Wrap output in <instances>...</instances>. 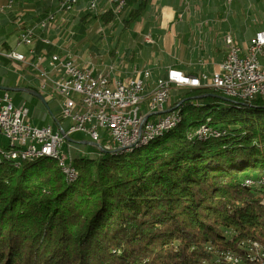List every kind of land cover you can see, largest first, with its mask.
Wrapping results in <instances>:
<instances>
[{"label": "trees", "instance_id": "obj_1", "mask_svg": "<svg viewBox=\"0 0 264 264\" xmlns=\"http://www.w3.org/2000/svg\"><path fill=\"white\" fill-rule=\"evenodd\" d=\"M125 1L121 32L153 14L151 0ZM183 93L181 123L147 145L103 154L76 143L72 182L54 158L17 166L0 149V264H264V97ZM202 125L223 131L189 139Z\"/></svg>", "mask_w": 264, "mask_h": 264}, {"label": "built area", "instance_id": "obj_2", "mask_svg": "<svg viewBox=\"0 0 264 264\" xmlns=\"http://www.w3.org/2000/svg\"><path fill=\"white\" fill-rule=\"evenodd\" d=\"M126 9L125 0H61L55 13H48L40 21L29 24L22 20L24 15H14L17 11L15 6L0 2V16L7 18L15 27L16 35L14 46L0 44V58L10 67L4 68L3 64V70L10 69L17 75L18 86L34 89L47 102L57 103L61 113V122H57L56 128L34 125L28 102L20 99L15 103L11 92L2 91L0 136L9 142V147H5L9 152L17 154L10 150V142L23 143L24 154H17L21 161L27 154L56 152L70 180L74 176L70 170L71 152L82 151L78 150L76 143L66 141L63 131L72 139L76 134H84L90 142L110 151L172 125L177 105L183 103L180 98L174 107L170 105L172 91L207 84L209 90H213V86L224 87L223 96L238 103L251 104L264 97V63L261 60L264 57V25L244 48L231 33L226 34V56L211 74L202 71L187 74L170 67L164 76L155 77L151 70L145 69L135 71L134 76L127 80L117 77V65L114 61H106V55L90 61H85L83 54L76 55L73 52L75 31L71 30L61 42L57 33L56 40L50 38L51 31L59 29L57 20L73 27L76 18L82 14L88 13L95 19L112 13L114 17L122 18ZM255 21L256 25L264 22L257 17ZM145 40L148 44H155L151 35H147ZM194 65L202 70L208 61L200 59L196 64H190ZM151 87H159V94H151ZM220 131L223 130L213 126L198 128L189 139L202 133ZM105 138L108 143L103 145ZM65 146L68 155L61 153ZM97 151L101 153L100 149ZM259 183L264 186V178Z\"/></svg>", "mask_w": 264, "mask_h": 264}, {"label": "rangeland", "instance_id": "obj_3", "mask_svg": "<svg viewBox=\"0 0 264 264\" xmlns=\"http://www.w3.org/2000/svg\"><path fill=\"white\" fill-rule=\"evenodd\" d=\"M7 0H0V2H5ZM17 5V11L14 15H24L23 19H26L27 16H30L31 19H33L32 23H36L47 16L48 13H55L58 8L61 0H14ZM241 5V16L242 18L237 19L236 15H234V9L237 4ZM232 10L231 15L227 16L228 20L227 27H226V33H231L233 37L236 39V42L242 46L246 47L249 43L251 37L256 35V33L263 29L264 22H259V25H256L255 18L259 21H264V0H236L230 7ZM81 16H84L82 14ZM127 17V14H124L122 18H116L112 13L105 14L104 16H101L100 18H92V16H87L88 23L85 24L84 22V28L80 26V17H77V24L75 25L74 29L72 28H66L67 25L62 24L60 20H57L56 26L59 27L57 30L51 31L50 38L52 40H56V33L58 34V37H60V42L67 38L69 33L67 32V29L69 31L73 30L76 33V36L73 37L75 44L73 45V52L76 55L83 54L85 57V61H90L92 58L99 60L104 58L103 56L106 54L107 57L111 54L117 55L115 50L121 51V55H124L125 48H129L130 54L129 55H135L138 62V64H148L151 68H156L158 66H165L166 64L170 63V58L172 56V52L174 51L172 47V42H174L175 38L173 35L169 36L167 35L165 38V43L162 44L161 48H158L157 45H150L147 44L144 41V38H140L139 36H132L133 45L128 47V44H120V46H117L118 39L121 40V35H123L120 31V29L128 28V25L124 23V18ZM199 17V16H198ZM200 18V17H199ZM30 19V21H31ZM201 20H198L197 22L200 24L198 25L200 30H203L206 26L207 20L205 18H200ZM224 19H227L226 16ZM90 20V21H89ZM146 21V20H145ZM162 22V21H161ZM160 22V25L162 26ZM215 23V22H214ZM164 25V24H163ZM145 28V22H140L136 24V29L143 31ZM8 29L14 30L15 27L10 26ZM79 29V31H78ZM84 32L83 34H80L81 30ZM102 31V32H100ZM150 31V30H149ZM153 39L156 38V36H152ZM223 37V44L225 47ZM16 37H12L9 41V43L14 46ZM199 37L196 34L192 35L191 40L195 44ZM124 38H122V41ZM4 44V43H3ZM5 45L6 42H5ZM130 45V43H129ZM163 49V51H161ZM226 47H225V53H226ZM21 52H24V49L21 50ZM127 53V51H126ZM81 55V56H83ZM102 55V56H101ZM178 58H180L179 55H177ZM183 60L182 58H180ZM262 62L264 63V57L261 58ZM194 62V61H191ZM197 63V62H196ZM195 63V64H196ZM4 68H10L8 63L3 60ZM161 64V65H160ZM9 76L11 79L12 84L17 83L16 78L17 75L14 74L10 69L3 70V77ZM24 88V87H21ZM29 89V88H28ZM34 90V89H32ZM184 90V89H183ZM36 91V90H35ZM181 91V90H180ZM2 91H0V94ZM14 93V92H11ZM14 102L17 103L20 99H26L28 101V107L30 109V118L33 120L34 125H51L54 128L57 127V122L61 121V113L60 109L58 108L57 103L52 102L51 109H52V115L49 114L48 118L46 120H43L42 117H38V107H40L41 102L37 98H30L29 95L24 93H14ZM184 98L183 92H171V100L175 102L178 101V99ZM226 104V103H224ZM57 121V122H56ZM73 139L76 142H90V139L84 135V134H76L73 136ZM108 143V139L105 138L102 142V144ZM5 147H9V142L2 136H0V149H3V151L6 153ZM98 149L93 148L92 146H87V151L96 152ZM98 152V151H97ZM62 154L68 155L67 146L63 147L61 150Z\"/></svg>", "mask_w": 264, "mask_h": 264}, {"label": "crops", "instance_id": "obj_4", "mask_svg": "<svg viewBox=\"0 0 264 264\" xmlns=\"http://www.w3.org/2000/svg\"><path fill=\"white\" fill-rule=\"evenodd\" d=\"M228 1L229 0H151L150 7L153 14L150 19L144 20L145 28L143 31L136 28L134 30L119 31L123 35L120 36L121 40L120 38L118 39L117 46H120L121 43L125 45L128 44V47L132 46L133 41L130 39H132V36L136 35L141 39L144 38L146 42V36L151 35L156 36V38L153 39L155 44L152 45H157L158 48H161L162 44L165 43V37L167 35H173L177 39L172 42L174 51L172 52L170 63L156 68H151L148 64L140 65L136 62L137 58L135 55H129V48H125L124 55H121V51L118 49L115 50L117 55L111 54L110 57H107L105 54L107 58L106 61L115 62L117 65L116 75L120 80L132 78L135 71H143L145 69L151 70L155 77L164 76L166 70L170 67H176L186 73L193 72L195 68L199 67L195 65L190 66V64L196 63L200 59L208 61V65L200 71L211 74L218 68V65L226 56L223 37L227 34V16H230L232 13L230 7L236 0L231 4H229ZM241 13L242 10L239 3L235 6L233 14L236 15L237 19L238 17L240 19L242 18ZM198 16L200 18H205L208 22L203 30H200L198 26L200 24L197 21L201 20ZM225 16L227 19H224ZM1 17L3 16H0V18ZM3 21H5L6 26L3 29V34H0V37H5L4 42H7V45H11L9 41L12 37L16 36L15 29L12 31L8 29V27L12 25L8 24L7 18L3 17ZM193 34L199 37L195 44L191 40ZM122 38H124L123 41ZM161 51H163V49H161ZM177 55L183 60L178 58ZM188 69L192 70L190 71ZM0 70L3 71V59L1 58ZM3 78L10 80L12 84L8 75ZM17 87L21 86L14 83L10 85L9 88ZM172 104H174L173 100L170 102L171 106Z\"/></svg>", "mask_w": 264, "mask_h": 264}, {"label": "bare ground", "instance_id": "obj_5", "mask_svg": "<svg viewBox=\"0 0 264 264\" xmlns=\"http://www.w3.org/2000/svg\"><path fill=\"white\" fill-rule=\"evenodd\" d=\"M4 3H6L8 6H15L16 5L14 0H7ZM6 44H7V42H6ZM183 89L184 90L207 89V84H200V87H185ZM213 90L224 95V87H222V86H213ZM151 94H159V87H151ZM236 103H238V102H236ZM182 104L183 103H179V105H177L176 119H173L172 125L165 126L163 128H159L156 131V133H154L153 135L136 138L135 141L131 144L119 145V146H117V148L110 150V152H114L117 149H125V148H126V150H130L134 147H140V146L147 145L150 142H152L153 140H155L156 138L163 136L166 132L173 130L182 121V110H181ZM238 104L241 105V103H238ZM244 104H247V103H244ZM200 128H211V126L202 125ZM191 134L192 133H190L189 137H191ZM220 134H221V132L202 133V134L197 135V137H195V138L201 140V139L207 138L209 135L220 136ZM10 150L16 151L17 154H24V145H23V143H20V142H10ZM17 154L9 152L8 150H6V153H5L6 158L9 161L15 163L17 166L20 165L21 163L25 162V161L36 160V159L43 158V157L54 158L59 162V165L62 168L63 173L67 176V179L69 182L74 181L77 177V172H76L75 168L72 166V162L70 160V170H73L74 176L72 177V179L69 180V176H68L66 170L64 169V164H63L61 158L57 156L56 152L45 151V152H37L36 154H27V156H25V158H23L22 161H21V158H19ZM253 183H254L253 180L252 181L249 180L247 182V184H253Z\"/></svg>", "mask_w": 264, "mask_h": 264}, {"label": "water", "instance_id": "obj_6", "mask_svg": "<svg viewBox=\"0 0 264 264\" xmlns=\"http://www.w3.org/2000/svg\"><path fill=\"white\" fill-rule=\"evenodd\" d=\"M0 91H9V92H14V93H24V94H27V95L32 96L34 98H37L43 104V106L48 110V113L52 115V111L50 110L48 102L45 100L44 96L41 93H39V92H37L35 90L28 89V88H9V87L0 86ZM183 91H186V90H181L179 92H183ZM208 97H217V98H221L223 101L228 102V103H232V104L236 103L235 101H233V100H231L229 98H226L224 96L220 97V96L215 95V94H208V95H205V96H201L200 99L208 98ZM181 101H183V100H181ZM175 104H176V102L174 104H172L173 107H174ZM170 111L171 110H168V112H170ZM62 134L65 137L66 141L69 142V143H79L81 145H89V146H92L94 148L100 149L103 154H109V153L113 154V153H117V152L119 153L121 151H124V152L126 151V148L125 149H117L114 152L106 151L102 147H99L97 145V143H94V142H76L69 135H67V133L65 131H63Z\"/></svg>", "mask_w": 264, "mask_h": 264}]
</instances>
